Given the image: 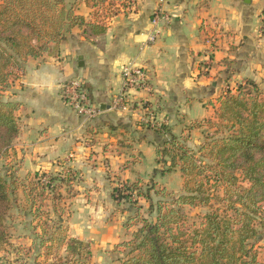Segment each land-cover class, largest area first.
I'll return each instance as SVG.
<instances>
[{"label":"crops","instance_id":"obj_1","mask_svg":"<svg viewBox=\"0 0 264 264\" xmlns=\"http://www.w3.org/2000/svg\"><path fill=\"white\" fill-rule=\"evenodd\" d=\"M91 12L84 3L76 6L86 20ZM104 13L99 10L107 25L104 34L74 28L56 55L29 58L17 71L5 98L21 103L20 132L0 159L19 177L71 173L69 237L88 243L92 252L102 250L95 256L99 264L103 257L104 264H119L109 251L128 241L136 228L124 227L134 209L112 199L113 187L140 179L146 144L156 149L169 135L200 134L187 126L212 118L223 88L264 79V0H135L133 8L120 7L114 16L104 18ZM153 32L154 40L148 41ZM128 63L145 69L150 90L131 96L130 110L111 112L108 105L121 89V69ZM73 78L85 82L100 107L95 118L85 120L64 103L62 85ZM210 100L213 106L206 103ZM160 126L168 132L156 133ZM86 218L106 228L115 218L121 234L99 230L97 241L82 230Z\"/></svg>","mask_w":264,"mask_h":264},{"label":"trees","instance_id":"obj_2","mask_svg":"<svg viewBox=\"0 0 264 264\" xmlns=\"http://www.w3.org/2000/svg\"><path fill=\"white\" fill-rule=\"evenodd\" d=\"M79 3L92 9V19L76 13ZM120 7L128 8L129 4L126 0H0V157L6 155L20 132L21 103L5 98V92L18 78L17 71L23 70L29 58L56 55L74 28L88 30L90 35L104 34L107 25L100 19L99 10H105L106 18L117 14ZM217 103L216 121L206 120L215 135L207 136L199 147L200 158L173 135L157 144L156 163L160 162L162 145L177 151L175 166L183 179L181 191L176 194L165 187L155 189L152 180L147 192L137 191L155 218L149 220L140 208L127 218L124 227H139L128 241L116 245L128 248L120 264H264L249 247L258 234L256 220L264 219V88L246 79L235 91L227 89L220 94ZM200 124L194 121L189 127L199 128ZM155 132L166 134L168 129L160 126ZM202 158L213 165L201 163ZM206 172L214 183L225 185L224 197L215 199L226 203L233 215L215 209L204 216L199 227L188 231L180 207L211 206L213 197L200 179ZM237 172L246 185H241ZM59 180L66 185V193L73 194L71 173ZM138 184L139 178L113 187L112 199L120 202L128 198L132 191L139 190ZM151 191L160 196L155 203ZM10 194V185L0 175V250L9 241L4 221L12 206ZM59 243L65 244L69 254L83 251V255H90L88 243L77 238L62 236Z\"/></svg>","mask_w":264,"mask_h":264},{"label":"rangeland","instance_id":"obj_3","mask_svg":"<svg viewBox=\"0 0 264 264\" xmlns=\"http://www.w3.org/2000/svg\"><path fill=\"white\" fill-rule=\"evenodd\" d=\"M243 82L244 81L240 83L234 82L232 86L230 84L231 88H223L221 94L227 89L235 91ZM255 82L264 88V79ZM206 103L209 106H213L214 104L211 100ZM199 109V114L202 116L204 114L203 109L200 106ZM216 110L212 118L200 120V134L179 138L181 143H183L197 158L201 156L198 149L207 141V136L215 135L214 128L210 127L206 120L215 122ZM187 128L190 130L189 125ZM146 146L145 157L139 166V190L132 191L130 195L127 193L128 198L121 201L133 207L134 212L132 215L140 208L141 214L149 220H154L155 213L148 211L147 202L137 195V191L142 193L147 192V189L153 183L152 181H155V189L165 187L167 191L178 194L181 191V182L183 179H181L178 166H175V163L178 161V153L176 150L169 145L161 146V152L158 156L160 162L156 164L157 170L154 174L152 169L155 167V147L152 144H146ZM12 157L11 152L9 153V158L11 159ZM0 158L6 157L3 156ZM201 160V163L207 164V166L210 164L213 165L208 158H202ZM5 163V159H0V175L10 185L12 206L4 221L9 241L2 250H0V264H99L96 262L95 256H102L104 253L102 250L92 252L89 248V256L83 255V251H81L79 255H72L66 252L65 244L59 243L62 236H69L67 220L70 214L67 205L68 202L66 201L69 199L66 193V185H62L60 182L59 179L61 177L59 173L36 172L38 174L34 173L33 175V173H28L27 176L19 177L16 175V171L12 169L13 166H9ZM237 175L239 176V180H241V185H246L245 181L242 180L240 172H237ZM200 179L203 180L204 188L213 199L210 202L211 206L198 205L191 207L186 205L180 207V211L184 215V228L188 231L199 227L201 222L204 221V216L215 209H217V212L220 214L228 210L226 214L233 215V212L228 209L226 203H221L220 201H216L217 198L215 199V197H224L225 185L214 183L213 178L208 172L202 175ZM149 181H151V183ZM71 189H73V186ZM150 195L153 203L160 198V196L154 194L153 191L150 192ZM166 198L169 200L171 197ZM102 203H105V201H102ZM96 220L99 221V218H96ZM84 222L81 221L78 224H84V226L82 225L84 233L88 235L92 234L97 241L99 240L98 238L101 232L110 234L111 236L114 234H121V230L117 227L115 218H112L109 224L112 231L110 227L106 228L102 226L103 224L101 222L94 224L95 221H91L90 218H86ZM138 227L139 225H135L134 228L137 229ZM255 227L258 234L256 239L249 242V247H252L256 252L259 261H264V219L262 221L257 219ZM99 230L100 233H97ZM109 252L114 253L120 258V264L121 260L125 259L127 256L128 248L114 246L113 250ZM103 259L105 263L107 261L106 257H103ZM112 264L118 263L113 262Z\"/></svg>","mask_w":264,"mask_h":264},{"label":"built area","instance_id":"obj_4","mask_svg":"<svg viewBox=\"0 0 264 264\" xmlns=\"http://www.w3.org/2000/svg\"><path fill=\"white\" fill-rule=\"evenodd\" d=\"M129 7L133 8L135 0H126ZM158 17L152 19L157 22ZM156 32L148 36V41H153ZM121 89L111 99L108 110L111 112L128 111L132 108L131 96L150 90L149 79L145 69L140 65L128 63L121 69ZM62 99L64 103L76 115L85 120L93 119L100 113V107L96 105L88 92L85 82L81 78H73L62 85Z\"/></svg>","mask_w":264,"mask_h":264}]
</instances>
